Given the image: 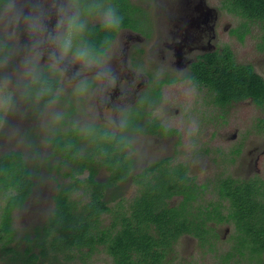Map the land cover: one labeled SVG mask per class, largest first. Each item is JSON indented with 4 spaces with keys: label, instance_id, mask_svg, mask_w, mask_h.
<instances>
[{
    "label": "flooded vegetation",
    "instance_id": "obj_1",
    "mask_svg": "<svg viewBox=\"0 0 264 264\" xmlns=\"http://www.w3.org/2000/svg\"><path fill=\"white\" fill-rule=\"evenodd\" d=\"M238 3L81 0L87 25L102 24L99 14H88L92 4L110 6L120 17L100 55L113 79L99 78L100 68L84 71L80 78L87 79L89 88L78 95L75 72L80 65L66 61L55 75L41 76L56 84L50 93L57 98L33 113L21 101L23 86L31 79L21 67L27 37H14L10 31L3 37L0 31L10 47L5 71L19 68L21 74L12 99L19 110L12 105L14 124L8 126L19 134L20 145L0 148V156L20 151L26 164L41 167V178L22 207L10 211L14 235L9 245L22 248L19 260L89 264L91 256L101 253L108 264H116L111 245L121 231H128L134 261L141 258V247L145 255V244L152 242V249L165 256L162 264H262L264 250L254 253L235 241V223L253 209L264 210V18ZM219 80L225 86L236 80L244 85L223 88ZM253 82L259 84L256 89ZM180 84L187 90L179 89ZM28 130L36 135L38 152H29L34 139H24ZM72 134L73 139L81 135L78 139L85 144L114 142L120 151L110 154V163H90L77 175V154L72 148L61 154L54 147L58 138L66 142ZM90 179L99 183L100 193ZM95 195L102 211L98 234L91 233L102 243L93 248L74 245L70 260L49 248L43 257L35 246L54 233L48 220L57 201H67L73 214L86 207L90 215L98 210ZM19 213L20 223L15 219ZM1 216L2 208L0 224ZM250 218L245 219L252 222ZM173 219L185 224L180 233L175 234ZM170 234L177 235L174 242ZM165 237L169 243L164 244ZM0 264H11L10 258L3 257Z\"/></svg>",
    "mask_w": 264,
    "mask_h": 264
},
{
    "label": "trees",
    "instance_id": "obj_2",
    "mask_svg": "<svg viewBox=\"0 0 264 264\" xmlns=\"http://www.w3.org/2000/svg\"><path fill=\"white\" fill-rule=\"evenodd\" d=\"M239 7L242 9H253L254 11H260L257 15L261 18H264V0H239ZM117 28L113 29H104L102 24L97 26L87 25L81 40L83 43L87 44L90 48L94 50V52L100 56L104 53L105 49L110 44L113 39ZM10 47L6 40L0 36V64L5 62V60L9 57ZM43 73H49L47 68H43ZM57 73V72H56ZM51 78L42 77L40 83H34L32 79H29L23 86V92L21 96V101L25 105H29L33 113L40 109L41 104H45L52 99H56V96L51 95L50 89L56 87V84L50 85ZM226 81L220 80L217 85L220 87H229L231 85L232 88H235L238 85V89H240L242 85V81L236 80L235 82H231L224 85ZM236 83V85L234 84ZM252 84V89H256V85H259L257 82L250 83ZM241 85V86H240ZM41 89L43 91L41 92ZM1 122V117H0ZM62 124H59L57 127V131H60V127ZM80 134V133H79ZM77 134V138L73 139L72 137H67V141H60L57 139L54 147L58 153L68 152V148H72L73 152L77 154L76 157V168L73 170L75 174H80L87 165L90 163L94 164H105L107 162L110 163V154H117L120 149L118 145L114 142H96L92 144H85L81 142L78 138L81 135ZM70 138L72 139L70 141ZM24 139L33 140L29 143L30 149L29 152H38V146L35 144L36 135L33 134L32 130H28L24 135ZM71 143V144H70ZM90 153V156L88 154ZM109 154V156H107ZM83 155V157H80ZM96 158V159H94ZM41 170L40 164L38 166H30L25 163L22 159L20 151H10L4 153L0 156V199L3 200L2 205V216H1V224H0V261L3 257H9L11 264H28L21 260H19L21 256L20 247H11L9 245V241H12L11 238L13 235L11 234L12 230L10 228V211L13 208L22 207L25 199L31 193L33 186L35 185L36 179H40L41 176L39 172ZM92 174L96 172L95 167L93 166ZM72 179L78 180L74 178L72 175ZM90 183L94 187L97 193H100L101 186H99L98 182L92 181L90 179ZM14 190V193L11 191ZM100 191V192H99ZM97 199L98 210L95 207V214H88L87 208L83 207L82 212L77 214H73L72 210L68 208V202L61 199L57 201V207L54 212V215L50 220H48V226L52 227L54 230L53 237L51 235H46L41 239V244H37L35 247L41 250V255L44 257L48 248L53 252H60L63 255L65 260H70L71 258V249L76 245L77 248L89 246L91 248L94 247L96 243H102V238L99 236H95L92 234V230H99L98 225V216L102 211V206L100 208V204L98 201V195H95ZM257 204L254 203L253 208H255ZM75 209V208H74ZM77 210V209H75ZM253 214H246L245 217L242 218H250L253 220L252 222L249 219H243L240 222L235 223L236 229V239L235 241L239 242L241 248H249L254 253H260L264 250V210L253 209ZM138 217L139 215L136 214ZM192 216V215H191ZM249 216V217H248ZM173 217L178 218L177 214H174ZM241 217V216H240ZM174 220V219H173ZM163 221V219H161ZM168 221H171L168 220ZM174 231L176 233H180V228L185 229V224L183 222H178L174 220ZM99 232V231H98ZM114 238V243L111 245V254L114 257V261L116 264H162L165 261V256L159 254V250L152 249V242L145 244L147 245L146 253L143 255L142 248L140 249V259L134 261L131 259L129 255V242H131V233L128 231H121ZM100 233V232H99ZM39 235L40 232L37 231ZM55 235V236H54ZM128 235V236H127ZM173 242L177 239V235L170 234ZM52 238V241H48L47 237ZM97 238L98 241L95 239ZM242 240V241H241ZM155 242V241H153ZM46 243H49L48 247ZM169 243V238H164V244ZM154 245V244H153ZM26 248L28 251L26 253H30L31 241L26 239ZM120 253V254H117ZM31 257H34V253L29 254ZM121 256V257H120ZM120 259V260H119ZM31 263H35V260L31 259ZM29 263V264H31Z\"/></svg>",
    "mask_w": 264,
    "mask_h": 264
},
{
    "label": "clouds",
    "instance_id": "obj_3",
    "mask_svg": "<svg viewBox=\"0 0 264 264\" xmlns=\"http://www.w3.org/2000/svg\"><path fill=\"white\" fill-rule=\"evenodd\" d=\"M88 14H99L104 29L119 27L120 17L110 6L103 8L92 4ZM86 27L81 0H0V28L14 36L23 34L27 37L23 46L26 53L22 61L23 75L34 83L41 82L43 68L55 75L66 61L80 65L75 72V77L79 78L75 88L78 95H83L89 88L87 79L80 78L84 71L100 68L99 78L113 79L111 70L102 67V58L81 40ZM10 84L8 75L0 77V108L11 105Z\"/></svg>",
    "mask_w": 264,
    "mask_h": 264
},
{
    "label": "rangeland",
    "instance_id": "obj_4",
    "mask_svg": "<svg viewBox=\"0 0 264 264\" xmlns=\"http://www.w3.org/2000/svg\"><path fill=\"white\" fill-rule=\"evenodd\" d=\"M0 31H1V34L4 36H8L9 35L6 33V30H4L3 28H0ZM16 37V36H14ZM18 42V40H17ZM22 66L21 67H24L23 64H21ZM7 67V63H1L0 64V77H2L3 75H8L11 79V84H10V88H11V92H12V99H14V94H15V90H16V87H17V82H18V78L21 77V74L20 72H16L18 71L19 68L15 69V70H8V71H5V68ZM20 67V69H21ZM178 88V87H177ZM179 89H182L184 91L187 90V86L185 85H179ZM11 99V105L7 108H0V117H1V126H0V148H3L4 150L8 149V150H11V149H14V148H19V145L18 142L20 141L18 138H17V135L19 134H13L12 133V129H9L8 131V126L12 125V123L14 124V115L13 113H11V111H16V109H12V105L15 104V107L17 108V111L19 110L18 108V105H19V102L15 99V102H13ZM169 99V97H168ZM17 101V103H16ZM13 121V122H12ZM16 122V121H15ZM11 123V124H10ZM40 126H41V123H40ZM22 128V126H21ZM39 135H41V131L39 130ZM17 141L16 143H13L14 141ZM2 205H3V200L0 199V210L2 208ZM25 212V211H24ZM21 213V212H20ZM20 213L18 215H16V220L20 223ZM24 215V213H23ZM26 220V219H25ZM64 264H76L75 262L72 263V262H65ZM89 264H108L107 263V259L106 257L101 254V253H95L93 256L90 257L89 259ZM262 264H264V259H263V262Z\"/></svg>",
    "mask_w": 264,
    "mask_h": 264
}]
</instances>
